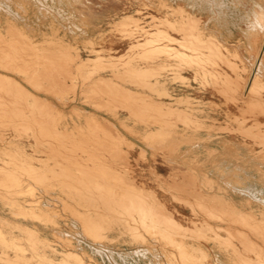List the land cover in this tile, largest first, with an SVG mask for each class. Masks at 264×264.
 <instances>
[{"label":"bare ground","instance_id":"obj_1","mask_svg":"<svg viewBox=\"0 0 264 264\" xmlns=\"http://www.w3.org/2000/svg\"><path fill=\"white\" fill-rule=\"evenodd\" d=\"M10 1H9V4L10 3L13 4V2H10ZM201 1L209 2L208 0H201ZM33 2H34V0H33ZM54 2H53V4H50V5H54ZM56 2H58V1H56ZM132 2H134V1H132ZM148 2L149 1H147V3ZM162 2H163V0H162ZM176 2H178V1L176 0ZM187 2H188V0H187ZM60 3H62V1ZM221 3H220V6L222 5ZM229 3H231V2H229ZM2 4H3V2H2ZM6 4H7V2H6ZM6 4L5 5L3 4V5L6 6ZM76 4H77V2H76ZM214 4L215 3H213V5ZM232 4H233V2H232ZM36 5H34V6H36ZM69 5H71V4H69ZM72 5H74V3ZM103 5H104V3H103ZM110 5H111V3H110ZM139 5H140V3H139ZM209 5L211 6L212 4H209ZM223 5H225V4H223ZM253 5H254V9L251 12H249V13H251V16H250V20L248 22L249 25L247 26V29L245 31V37H246V41H247V47L250 50V52H253V51L257 52L258 47L261 48L260 47V41L262 44V40H260V39H262V38L264 39V0L255 2V4L253 3ZM21 6L22 5L19 6L20 8L17 7L18 9H16V8H14V9H16V11L17 10L20 11ZM58 6H59V3H58ZM82 6H84V5H82ZM217 6H219V4ZM24 7L26 8V6H24ZM47 7H49V6H47ZM186 7H187V5H186ZM40 8H43V7L40 6ZM50 8L52 9V6ZM50 8H49V10H50ZM119 8H121V7H119ZM182 8H184V7H182ZM182 8L178 7L176 9H172L171 10L172 14L176 15L178 18L174 19V20H172V19L168 20L167 18L166 19L163 18V20L159 21V25H158L157 29H156V26L154 25L156 23L153 24V22H152V24L155 26V27H152V29L154 28V30L155 29L156 30L153 32H150V33H147V31H144V29H142L140 22H139V18L137 17V14H138L137 11H135L136 13L133 15L127 14V16H124V17L121 16L122 17L121 19H119L120 18L119 17L118 18L119 20H117V22L114 24V27L113 26L112 27L115 28L116 32H118L120 34V38L119 37L118 38L120 39L119 41H121V43L124 42L125 40L126 41L129 40L130 42H128L129 46H128L127 51L124 54L121 53L122 55H120L118 57H112V56H106L105 57L104 55L101 54V52H102L101 50L94 51L93 49H91V52L94 53L93 57L82 59L78 54H74L71 51V49L68 47V44H67V46H65L64 42L62 43L61 40H60L61 43H59V44L55 42L56 44L59 45V46L56 45V46H58L57 48L54 46V44H52V47H49L46 49L43 48L44 50L41 49L39 51V50H36L34 48L32 42H30L31 38L29 40V38H28L29 36L28 37L26 36L27 34L26 35L22 34V32H20L16 27H14L12 25H9V24L7 25V30H4V31H6L5 34H1V32H0V67L2 66L3 69H6L5 70L6 72H7V70H10L14 73L16 72L17 75L21 74L23 76V78L19 77V76H18V78H20V79L25 78V81L27 80L28 83L30 84V86H32L34 88L33 91L36 90L37 92L42 91L44 93L52 94L53 96H56L57 100L60 102H63V101L65 102V100L68 96L69 97L72 96L75 99L74 96L76 94L77 86L81 85V87H80L81 91H79L80 92L79 94H81L84 97V101L86 102L85 104L88 103V104L92 105V107L90 106L91 108H95L98 111L100 110L102 112H105L109 115V117L114 119L113 120L114 122H111V118H104V117L96 118L95 116H93L91 114L85 115V126L86 127L84 129H81V127H79L80 129H77V131L74 133L73 131L76 129V127L74 126L75 129H73L72 131H69L65 128V126L62 122L61 114L58 113V110H56L52 104L47 103L48 100H45L46 98L44 99L45 101H43V99L37 97L38 96V95H36L37 93L34 95L33 93H31L32 91L30 92L26 89L27 87L24 88L22 85L19 84V82L17 83L14 79H11L12 77L10 78V77H7L5 75H1V73H0V144L2 145L1 150H4L2 152L0 151V165H2L0 167V202H2L3 205H8L9 206L8 208H10V206L13 204L19 206L20 204L17 203L16 200L12 199L13 197H10L11 196L10 194H12V195L15 194L13 196L18 197V195H20V193L23 194V192H24L23 187H27V192L31 193V195H29V196H31V200H29L30 211L28 210V214L24 213L27 210H25L24 212L21 210L20 211L19 210L13 211L11 213L12 216H14L13 220H14V218H16V216H20V218H23V220L28 219L31 222H38L39 221L43 224H46V226L48 224L55 226L50 231L52 233L54 240H55L54 241L55 243H53V244L54 245L55 244L61 245L64 248V249L61 248V249H63L64 253L61 255V258H60L58 264H86V263L83 260V258H84L83 256H82L83 257L82 258L81 255H78V253L76 254L74 251L72 252L71 250H69V248L71 249V245H70L71 240L69 239L70 240L69 241L67 239L68 234L66 235L63 232L56 230V225H57L56 224V218H57L58 214L55 211L56 209L54 207L57 206L56 205L57 202H52L50 200H46L45 198H42L39 196L35 197V195L32 194L33 190L36 187L37 188H39V186L41 187L40 184H42V185H43V183L45 184L48 178H50L51 180H52V178H54L53 180L58 182V184H59L58 186L60 188H64V189L74 193L73 195L76 198L75 202L78 204V206L80 205L79 207L82 206V207L86 208L85 211L81 210L83 212L76 211L75 210L76 207L74 209L72 208L73 210L69 209L68 213L74 215V216H70L71 218L69 220L71 221L72 226L77 227L76 223L79 224L80 225L79 227L81 228V229L80 228L79 229L81 231H78V232L83 233L86 237H90V239H93L95 242L96 241L97 242L99 241V243L103 242L106 239V236H105V234H107L106 232L109 230L112 231L111 229L113 228V225H119L122 227V229H124V231L126 230L128 232V235H130L131 240L134 241L135 244H136V242L143 243L144 239H145V235H147L153 239H158L167 245L168 244L169 245L175 244L176 246L178 245L177 247H179V248H176V249L180 250V256H181L180 257V264H205L204 259L206 258V253L203 252L201 249H198V251L200 253L198 256L195 257V256H193L194 253L190 254V253L184 251L180 242L175 243V240H177L179 237H183L185 239V236L187 235L186 233L189 232L191 229L189 231L186 230V228L184 229L177 222V220H175L173 218L171 212H169L166 209L165 205L161 201H159V199L154 195L153 192H151L150 190L147 191V190L143 189L142 187H139L129 177V174H130L129 150L132 149V147L134 145L132 142L128 141L126 134L132 135V136H138V135H140L139 131L141 129H143V130H145L146 133L144 136L143 135H140V136H141V140H143L146 143V145H148L146 147L147 148L149 147L151 150H154V151H159L161 149L168 150L169 151V152L167 151L168 154H170L172 151H174L176 149H178V150L180 149V151H181V146L186 145L185 150H183V152L180 154L181 157L193 155L192 154L193 150H195L196 148H198V150H199L200 148L204 147V145H203V147H201L202 145L200 142L202 140L200 139V137L198 135L199 130L202 128L201 123L203 124V122L202 121L200 122L198 118L194 117L192 115V113H189V111H187L186 109L181 110L179 108L180 104L186 105V100L177 99L175 102V105L164 104L163 102H158V101L152 99L151 97L144 95L142 92L143 89H147V90H150L153 92L156 91L159 95L164 96V98H165V96L166 97L170 96L171 92L166 88L165 84L162 83L160 81V78H159V76H162L161 75L162 72L167 68V66H169L165 59L172 58L174 60V63H172V65L174 66L173 67L174 73H178V71H181V69L184 66V67L193 69V71L195 73V75H194L195 77H196V75H201V77L203 79H204V77L209 78L211 80V82L213 83V85L216 86V88H218V92H220V94H222L225 97V101L232 102V103L238 101V97L241 98V92L242 91H243L242 94L246 95V93L247 94L249 93V94H251V96H253V98L257 97L259 91H261V90L264 91V83L261 81L264 78L261 76L262 78L259 79V77H260L259 75L254 76L250 85L247 84V81L244 80L241 76H239L240 74L239 75L236 74L237 69H238L236 63L232 62L222 52L221 43H219L217 40H215L214 37H212V36L204 35V28L201 26V20H200L201 18L199 19V18L195 17L196 15L192 16V15H189L188 13L186 14ZM189 8H190V6H189ZM201 8H202V6H201ZM3 9H1V10H3ZM7 9H8V6H7ZM10 9H11V7H10ZM53 9H52V11H53ZM124 9H126V8H124ZM212 9H213V7H212ZM218 9H220V8H218ZM222 9H224V8H222ZM227 9H229V7ZM1 10H0V12H1ZM88 11H90V10H88ZM5 12H6V10H5ZM24 12H25V9H24ZM24 12H23V14H25ZM27 12H26V14H27ZM133 12H134V10H133ZM216 12H218V11H216ZM219 12H220V10H219ZM46 13H48V12H46ZM42 14H40V15H42ZM122 14H124V13H122ZM48 15L50 18L51 17L50 14H47L46 16L48 17ZM116 16H117V14H116ZM118 16H120V15H118ZM146 16H148V15H146ZM163 16H165V14ZM17 17L18 16H16V18ZM44 17H45V15H44ZM52 17H53V15H52ZM58 17H60V16H58ZM67 17H69V16H67ZM83 17H85V16H83ZM14 18H15V16H14ZM41 18H43V17L41 16ZM62 18L63 17H61V19ZM70 18H71V16H70ZM230 18H232V17H230ZM74 19H76V18L74 17ZM141 19L143 20V18H141ZM209 19L210 18H208V20ZM26 20L28 21V19H25V21ZM153 20H154V18H153ZM213 20H214V18H213ZM21 21H23V19ZM38 21H39V19H38ZM210 21H211V19H210ZM66 22L68 23L69 21L66 20ZM75 22H76V20H75ZM102 22L104 23V21H102ZM108 22H110V21H108ZM209 22H207V23H209ZM215 22H216V20H215ZM16 23H18V22H16ZM77 23H78V21H77ZM77 23H75V24H77ZM204 24H206V23H204ZM224 24H226V23H224ZM67 26H69V25H67ZM72 26L73 25L71 24V27ZM76 26H78V24L75 25V27ZM30 27L28 26L29 29H30ZM42 27H44V26H42ZM89 27H92V26H89ZM148 27H149L148 29H150V26H148ZM217 27L218 26H216V28ZM53 28L56 29L55 27H53ZM81 28H82V26H81ZM81 28L78 27V30L82 31L84 29V27L82 30H81ZM54 29H52L51 31H53ZM69 29L67 32H70L72 30L71 29L69 31ZM73 29H75V28H73ZM85 29L86 30L88 29V28H86V25H85ZM219 29H221V28H219ZM54 31H56V30H54ZM208 31H210V30H208ZM214 31H215V29H214ZM82 32H84V30ZM111 32L112 31H110V33ZM141 32H145L148 34L147 35L148 37L146 36L147 38L145 40H143L144 41L143 43L139 42V40H138V38H140L139 36H140ZM170 32H175V33L179 34L180 39L172 37ZM213 32L211 34L215 35V33L213 34ZM59 33H58V35H59ZM81 34H83V33H81ZM231 34H232V32H231ZM231 34L228 33V36ZM55 35H57V34H55ZM53 36L54 35L52 34L51 37H53ZM77 36H76V38H77ZM47 37H48V35H47ZM78 37H80V36H78ZM143 37H144V35H143ZM55 38H54V40H55ZM82 39H81V41H82ZM91 39H93V38H91ZM84 40H87L89 43H91V41H89L88 39H85V37H84ZM237 40H239V39H237ZM31 41H33V40H31ZM96 41H97V38L94 41V43ZM41 42L42 41H40V44H39L40 46L42 44ZM45 42H46V44H45ZM47 43H48L47 41H44V44L46 46H47ZM91 44H93V43H91ZM175 44L177 47L172 46ZM238 44H240V43H238ZM241 45H244V44H241ZM237 47H240V45H238ZM226 49H227V47H226ZM226 49H225V51H226ZM77 51H79V50H77ZM234 51L231 54L232 57L233 58L235 57V58H237V60H239L240 57L239 58L237 57L239 54L236 55L237 51L235 53H234ZM260 51H261V49L258 51L257 56L255 55L256 56L255 61H254L255 66H258V64L260 66L259 62L260 61L262 62L264 60V54L260 58V55H261ZM159 58H161L160 59L161 62L159 64L156 63L157 65L154 64L155 66L150 65V61H155L156 59L159 60ZM235 58H234V60H235ZM142 61L147 63V65L145 67L140 66V63H142ZM168 63H170V62H168ZM219 63H224L225 65H227L231 69V72L236 74L235 79H231L230 76L228 75L229 76L228 77L226 73H225L226 74L225 75V74L218 72L219 70L218 71L215 70L216 69L215 67ZM241 63H243V61H241ZM246 66L247 65H245V67ZM86 68H90L91 70H87ZM253 68H254V66H253ZM101 70L102 71L109 70L111 77H109L110 75H108V76L106 75L107 78L106 77H104V78L103 77H97L96 76V74H98L97 72L101 71ZM109 71H108V73H109ZM165 75L166 74H164V76ZM179 75H177V77H180ZM174 76H176V75H174ZM13 78H15V76ZM177 79H176V81H177ZM180 80H183V79L181 78ZM194 80H196V78ZM248 80H249V78H248ZM22 81H24V80H21V82ZM188 82H190V80ZM205 84H206V82H205ZM206 85H208V84H206ZM195 86H197V85H195ZM202 87H203V85H202ZM241 89H242V91H241ZM185 91H186V89H185ZM73 98H72V101H74ZM242 98H243V96H242ZM196 101H198V100L196 99ZM204 102H206V101H204ZM244 103L246 105V108L242 110V115L244 116V118L241 119V121H240V119H239V121H237L239 124V129H240L239 134H242L245 137H249V138L251 137L256 143L260 144V146H263V151H264V130H260V129H262L260 123L256 122L251 127L242 128L243 124L245 123V115L251 114L253 117H256L257 115H264V102L259 100L258 98H254L250 101L245 100ZM65 104H69V103H65ZM189 104L191 105V103H189ZM63 106H64V104H63ZM190 107H192V106H190ZM78 112L76 111L75 113L78 114ZM124 114L126 117H122V116H124ZM68 116H70V115H68ZM75 116H76V114H75ZM105 116H107V115H105ZM63 118H65V117L63 116ZM74 119H76V118H74ZM64 120H66V118ZM234 120H235V118H234ZM219 123H221V122H219ZM74 125H76V124L74 123ZM151 126H155V129L154 130L152 129L149 131L148 129ZM219 129L221 130V128H219ZM222 130H223V127H222ZM236 130H238V129L236 128ZM229 131H231V130L228 129V132ZM232 131H234V130H232ZM124 132H125V134H124ZM226 134H228V133H226ZM239 137H241V136H239ZM29 138H31L34 142V146L33 147L31 146L29 148H31V150L33 148V153L35 152L34 154H37V152H39L40 155H41V153H46L45 154L46 155L45 160H42L43 158H40V156H34V155L27 156L25 154L23 146H25V143L28 141ZM29 145H31V144H29ZM139 150H140V148H139ZM218 150H216V151L218 152ZM147 151H149V149ZM27 152H29V151H27ZM30 152H29V154H32ZM162 152H164V151H162ZM137 153H136V156H138ZM143 153L144 152L141 151L139 156L146 159L145 157L147 156V153H146V156H144ZM213 153H214V151H213ZM226 153H228V150ZM171 155H173V154H171ZM151 156H153V155H151ZM263 156H264V154H263ZM161 157H163V156H161ZM230 157H232V156H230ZM239 157L241 158V156H239ZM6 158H8V159H6ZM192 158L194 159V157H192ZM219 158H220V156H219ZM33 159L37 160L38 162L41 161L39 163L42 164V167L36 168V167H34V165L32 166L31 160H33ZM204 159H206V157ZM169 160H171V159H169ZM178 160H181V159H178ZM233 160L234 159H232V161ZM46 161H52L51 163H53V165L52 166L49 165L48 162H46ZM223 161H227V160H223ZM229 161H231V159ZM137 162H138V160H137ZM162 162H164V161H162ZM200 162H201V160H200ZM208 162H209V160H208ZM206 163H207V161H206ZM241 163H243V162H241ZM217 164H219V163H217ZM137 165H135V166H137ZM247 165H249V164H247ZM254 165H256V164H254ZM194 166L197 167V164H195ZM198 169H199V167H198ZM233 169H234V167H233ZM225 170H227V169H225ZM246 170H248V169H246ZM254 170H256V169H254ZM212 172H213V170H212ZM223 172L224 171H222V173ZM152 173H154V172L152 171ZM152 173L150 172V174H152ZM198 173H200V172H198ZM248 173H251V171ZM183 174H184V172H183ZM214 174H215V172H214ZM196 175H197V173L194 175L191 172L187 171L184 175H181L182 176L181 179H179V178L176 179L175 177L179 176L176 174L173 178L170 177L172 179L171 180L172 183L168 184L166 187V190L171 193L170 197L171 198L173 197L172 201L175 200V202H177V201L181 202L184 205L189 206L193 210V213L198 211L197 213L201 212L204 215L203 224L200 227H196L193 231H190V235H193L195 237H199V236L202 237V235L206 234V232L211 233L212 235L210 238H212V240L219 242V245H221V247H223V249H222L223 253H225V254L228 253L230 255V257H231L230 258L231 259L230 264H264V211L260 212L261 217L258 218L257 216H255L251 213H246V212L238 210L236 207L228 204L226 201H224L222 199L207 197L206 195L203 194L202 189L203 188H209V190H210V184H209L210 180L206 179L207 176H206V178L205 177L203 178L202 174L199 177H196ZM159 177H161V176H159ZM252 178H254V177H252ZM156 179H159V178H156ZM31 181H34L33 183H36V184H34V185L30 184ZM165 181L163 180L164 183H165ZM57 182L54 184L57 185ZM161 182H162V180H161ZM219 182H221V181H219ZM228 185L230 186V184H228ZM52 186H50V187L48 186V188H52ZM220 186H222V185L220 184ZM254 187L255 186H253V188ZM230 188H231V186H230ZM233 188H234L235 192L243 193L242 195H250L253 202H256L258 204H260V203L264 204V200H262L258 197V194L260 193V189L256 188L253 191H250V190H247L244 188L239 189L237 185H235V187L232 186V189ZM54 189L55 188H52V190H54ZM43 190H44V188H43ZM43 190H41V192ZM52 190L50 189V191H52ZM59 190L62 191V189H59ZM45 191H46V188H45ZM45 191H44V193H45ZM61 191H58V192H61ZM162 191H164V190H162ZM25 192H26V190H25ZM46 194L48 195L50 193H46ZM63 194H67V193L63 192ZM63 194H62V196H64ZM25 195H27V193H25ZM25 195L23 194V196H25ZM51 195H53V194H51ZM32 196H34L33 199H32ZM17 197H16V199H18ZM68 197H69V195H68ZM68 197H66V200ZM74 197L70 195V197H69L70 202H71V198L74 199ZM25 198H27V197H25ZM62 198L60 197V199H62ZM20 199H22V198H20ZM58 199H59V197L57 198V200ZM63 199L65 200V198H63ZM69 199H68V201H69ZM59 200H58L59 204L65 205V203L62 202L63 200L61 201L62 203ZM75 202L73 201V203H75ZM68 205H70V204H68ZM72 205H70V206H72ZM6 208H7V206H6ZM10 209H12V208H10ZM62 209L63 208H61V210ZM175 209H173V210H175ZM57 210H59V209H57ZM66 210H68V209H66ZM78 210H79V208H78ZM0 213H2V211ZM8 214H10V213L8 212ZM199 215H200V213H199ZM4 217H5V215H4ZM10 218L11 217H9V220H10ZM17 219H18V217H17ZM211 220L224 222L226 224V226L222 227V228H214L211 225V223H209ZM14 221H13V225H16L18 227V229L20 230V232L22 233V234L21 233L20 234L26 240L32 255L38 256L43 261L46 260L45 261L46 264H56L52 260H50L49 258H48L49 259L48 260L45 257V253L43 252L42 249L51 248L50 243L47 241V239L42 238L43 236H41L39 234L37 228L35 226L30 227V225L28 226L24 222L22 223V221L18 222V223H17V221H15V222ZM4 222H5V218H4ZM4 222H2V223H4ZM193 222H194V220H193ZM7 223L11 224V222H8V220H7ZM7 223L5 225L8 226ZM190 224H192V223H190ZM0 226H1V224H0ZM11 226H12V224L10 225V227ZM16 226H15V228L17 230ZM236 227H237V230L235 229ZM218 230H221V231L224 230V232H226V236L221 238L218 234V232H219ZM63 231H65V230H63ZM113 232H115V231H113ZM6 234H7V232H6ZM12 235H14V234H12ZM42 235H46V233L42 234ZM84 235H83V237H84ZM3 237H5V236H3ZM3 237L0 233V241L2 244L3 243L5 244ZM75 237H77V236L75 235ZM86 237H84V239ZM119 237H120V235H119ZM17 238H18V236H17ZM70 238H72V236ZM153 239H151V240H153ZM198 239H200V238H198ZM204 239L205 238L203 237V240ZM22 240L20 239V241H22ZM235 240L239 242L240 248L235 245V242H234ZM14 241H12V242H14ZM94 241H92V242H94ZM110 241H108V243H110ZM115 242L117 243V241H115ZM146 242H148V241H146ZM205 242H206V240H205ZM78 243H79V241H78ZM99 243H97V244H99ZM111 243H112V241H111ZM126 244H127V242H126ZM7 245H8V243H7ZM81 245H82V243H81ZM112 245H114V243ZM130 245L133 246L131 243H130ZM143 245H144V243H143ZM152 245H151V247H152ZM2 246H6V244L2 245ZM73 246H72V250H73ZM100 246H101V243H100ZM140 246H141V244H140ZM100 248L102 250V247H100ZM172 248H173V246H172ZM9 249H10V247H8V250ZM61 249L58 248V250L62 251ZM133 249H135V248H133ZM145 249H144V251H145ZM10 250H13V254H12L13 258L9 257V254L7 252L6 247L0 251V258H1L0 260L3 259L2 262L4 261V264H6V263L7 264H25L23 262V260L24 261L26 260V256L24 254L26 252L24 251L23 247H21L20 244H12V248ZM136 250H138V249H136ZM136 250H135V252H136ZM150 251H151V249H150ZM156 251L157 250L154 251L155 254L157 253ZM146 252H147V250L144 253H146ZM27 253H28V251H27ZM61 253L62 252H60V254ZM102 254H103V252H102ZM137 254H139V253H137ZM165 254H167V253L165 252ZM126 255H128V254H126ZM149 255H150V253H149ZM33 256H32V260H33ZM85 256H86V254H85ZM137 256L138 255H136L135 257L137 258ZM123 257H124V255H123ZM91 259H89V260H91ZM218 259H219L220 264H225V262H223L220 257H218ZM157 260H158V258H157ZM170 261L172 264H175L176 260L174 258H172V259L170 258ZM0 263H1V261H0ZM94 263H95V261H94ZM33 264H36V263H33ZM209 264H210V262H209Z\"/></svg>","mask_w":264,"mask_h":264},{"label":"rangeland","instance_id":"obj_2","mask_svg":"<svg viewBox=\"0 0 264 264\" xmlns=\"http://www.w3.org/2000/svg\"><path fill=\"white\" fill-rule=\"evenodd\" d=\"M5 1V2H4ZM10 0H0V32L1 34H5L7 30V25H12L14 27H16L20 32H22V34L26 35L29 40L31 38V41L34 48L36 50H41V49H46L49 47H52V44H54V46L57 48L59 45V43H63L64 45L67 46L71 49V51L74 54H78L82 59H86L89 57H93V54L91 52V49H93L94 51H99L101 50V54L106 56H112V57H118L120 55H122L121 53H125L128 49V42H130L129 40H125L124 42L121 43V41H119L120 39V34L118 32H116V29L113 28L114 24L117 22V20L121 19V16H127L128 15H133L135 14L137 11V17L139 18V22L140 25L142 27V29H144V31H147V33L153 32L157 29L158 25H159V21L164 19H168V20H174L177 19L178 17L176 15H173L171 10L172 9H176L178 7H184L182 8L185 13L195 16L197 18H201V26L204 28V35L207 36H212L214 37L215 40H217L219 43H221L222 47V52L232 61L235 62L238 69H237V73L236 74H240L239 76H241L244 80L247 81V84L250 85L252 79L254 76L259 75V79H261L262 77L264 78V60L260 63V66L258 64V66H255V58L257 56L258 51L261 49V55L260 58L262 57V55L264 54V39H260L262 40V44L260 41V47H258L257 52H250V50L247 47V41H246V37H245V31L247 29V26L249 25L248 22L250 20V16H251V12L254 9V5L255 2L261 1V0H208L209 2L206 1H197V0H177L178 2H176V0H162L159 2L158 0H61L62 3H60V0H56L58 2H56L55 0H52L54 2V5H50L53 4V2L50 0H33L29 1V0H11L10 2H13V4H9ZM69 1V2H68ZM77 4H76V2ZM80 1V2H79ZM134 1V2H132ZM146 1V2H145ZM147 1H149L147 3ZM166 1V2H165ZM212 3H211V2ZM223 1V2H222ZM240 1V2H239ZM6 2V6H4ZM44 2V3H43ZM67 2V3H66ZM79 2V3H78ZM82 2V3H81ZM90 2V3H89ZM143 4H142V3ZM158 2V3H157ZM172 2V3H171ZM204 2V3H203ZM222 2V3H221ZM231 2V3H229ZM233 2V4H232ZM37 5H36V4ZM42 3V4H41ZM49 3V4H48ZM59 3V6H58ZM66 3V4H65ZM74 3V5H72ZM84 3V4H83ZM102 5H101V4ZM104 3V5H103ZM106 3V4H105ZM109 3V4H108ZM111 3V5H110ZM128 5H127V4ZM140 3V5H139ZM163 3V4H162ZM181 3V4H180ZM185 3V4H184ZM201 3V4H200ZM213 3H215L213 5ZM220 3L222 4L220 6ZM227 3V4H226ZM240 3V4H239ZM25 4V5H24ZM71 4V5H69ZM88 4V5H87ZM94 4V5H93ZM115 4V5H114ZM130 4V5H129ZM133 4V5H132ZM145 4V5H144ZM162 4V5H161ZM200 4V5H199ZM208 4V5H207ZM209 4H212L211 6ZM219 4V6H217ZM225 4V5H223ZM18 5V6H17ZM21 6L20 11L16 9L20 8L19 6ZM36 5V6H34ZM44 5V6H43ZM65 5V6H64ZM68 5V6H67ZM84 5V6H82ZM122 5V6H121ZM126 5V6H125ZM137 5V6H136ZM150 7H149V6ZM187 5V7H186ZM199 5V6H198ZM8 6V9H7ZM26 6V8L24 7ZM38 6V7H37ZM43 7V8H40ZM49 6V7H47ZM52 6V9L50 8ZM86 6V7H85ZM100 6V7H99ZM135 6V7H134ZM154 6V7H153ZM169 6V7H168ZM190 6V8H189ZM194 6V7H193ZM202 6V8H201ZM217 6V7H216ZM236 6V7H235ZM11 7V9H10ZM18 7V8H17ZM24 7V8H23ZM34 7V8H33ZM59 7V8H58ZM65 7V8H64ZM121 7V8H119ZM126 9H124V8ZM174 7V8H173ZM211 7V8H210ZM213 7V9H212ZM229 7V9H227ZM234 7V8H233ZM16 8V9H14ZM50 8V10H49ZM71 8V9H70ZM119 8V9H118ZM132 8V9H131ZM215 8V9H214ZM217 8V9H216ZM220 8V9H218ZM224 8V9H222ZM25 9V12H24ZM40 9V10H39ZM56 9V10H55ZM58 9V10H57ZM63 9V10H62ZM114 9V10H113ZM117 9V10H116ZM122 9V10H121ZM130 9V10H129ZM145 9V10H144ZM152 9V10H151ZM210 9V10H209ZM6 10V12H5ZM12 12H11V11ZM73 12H72V11ZM90 10V11H88ZM124 10V11H123ZM134 10V12H133ZM218 12H216V11ZM220 10V12H219ZM25 14H23V12ZM28 11V12H27ZM123 11V12H122ZM148 11V12H147ZM166 11V12H165ZM222 11V12H221ZM8 12V13H7ZM17 12V13H16ZM27 12V14H26ZM48 12V13H46ZM109 12V13H108ZM195 12V13H194ZM211 12V13H210ZM13 13V14H12ZM43 13V14H42ZM56 13V14H55ZM64 13V14H63ZM71 13V14H70ZM124 13V14H122ZM131 13V14H130ZM147 13V14H146ZM191 13V14H190ZM223 13V14H222ZM225 13V14H224ZM239 13V14H238ZM12 14V15H11ZM42 14V15H40ZM47 14H50V18L49 15L48 17L46 16ZM61 14V15H60ZM75 16H74V15ZM117 14V16H116ZM165 14V16H163ZM172 14V15H171ZM45 15V17H44ZM53 15V17H52ZM56 15V16H55ZM103 15V16H102ZM120 15V16H118ZM148 15V16H146ZM151 15V16H150ZM201 15V16H200ZM226 17H225V16ZM15 16V18H14ZM16 16H18L16 18ZM41 16L43 18H41ZM60 16V17H58ZM69 16V17H67ZM71 16V18H70ZM85 16V17H83ZM140 16V17H139ZM156 16V17H155ZM173 16V17H172ZM61 17H63L61 19ZM66 17V18H65ZM73 17V18H72ZM74 17L76 19H74ZM97 19H96V18ZM101 17V18H100ZM110 17V18H109ZM117 17V18H116ZM120 17V18H119ZM161 17V18H160ZM221 19H220V18ZM232 17V18H230ZM52 18V19H51ZM69 18V19H68ZM99 18V19H98ZM115 18V19H114ZM119 18V19H118ZM143 18V20L141 19ZM154 18V20H153ZM208 18L210 19L208 20ZM214 18V20H213ZM243 18V19H242ZM11 19V20H10ZM15 21H14V20ZM23 19V21H21ZM25 19H28V21ZM31 19V20H30ZM37 19V20H36ZM39 19V21H38ZM55 19V20H54ZM69 21L68 23L66 22V20ZM105 19V20H104ZM108 19V20H107ZM146 19V20H145ZM156 19V20H155ZM248 19V20H247ZM5 20V21H4ZM19 20V21H18ZM36 20V21H35ZM53 20V21H52ZM65 20V21H64ZM76 20V22H75ZM208 20V21H207ZM216 20V22H215ZM12 21V22H11ZM34 21V22H33ZM38 21V22H37ZM43 21V22H42ZM53 23H52V22ZM56 21V22H55ZM58 21V22H57ZM73 23H72V22ZM78 21V23H77ZM82 21V22H81ZM104 21V23L102 22ZM110 21V22H108ZM144 21V22H143ZM150 21V22H149ZM209 23H207V22ZM228 23H227V22ZM18 22V23H16ZM20 22V23H19ZM23 22V23H22ZM60 22V23H59ZM65 22V23H64ZM78 24V26L75 27V23ZM88 22V23H87ZM101 22V23H100ZM112 22V23H111ZM146 22V23H145ZM156 26V29L154 30V28L152 29V27H155L153 24ZM226 24H224V23ZM3 23V24H2ZM37 23V24H36ZM73 25L72 27L75 28L73 29L71 27V24ZM81 23V24H80ZM86 28H88L87 30L85 29V25ZM103 23V24H102ZM108 23V24H107ZM112 25H111V24ZM145 23V24H144ZM206 23V24H204ZM35 24V25H34ZM54 24V25H53ZM62 26H61V25ZM69 26H67V25ZM150 24V25H149ZM152 24V25H151ZM3 25V26H2ZM37 25V26H36ZM84 25V26H83ZM221 25V26H220ZM225 25V26H224ZM227 25V26H226ZM28 26L30 27V29L28 28ZM44 26V27H42ZM82 26V28H81ZM92 26V27H89ZM103 26V27H102ZM113 26V27H112ZM150 26V29H148ZM216 26H218L216 28ZM54 29L53 27H55L56 31H51L52 29ZM67 27V28H66ZM70 29H69V28ZM78 27L81 28V30L84 27V32L79 31ZM112 27V28H111ZM211 27V28H210ZM34 30H33V29ZM41 28V29H40ZM146 28V29H145ZM221 28V29H219ZM2 29V30H1ZM22 29V30H21ZM43 29V30H42ZM67 29V30H66ZM69 29L70 32H67ZM215 31L213 32L212 30ZM217 29V30H216ZM26 30V31H25ZM28 30V31H27ZM31 30V31H30ZM34 32H33V31ZM86 30V31H85ZM210 30V31H208ZM228 32H227V31ZM30 31V32H29ZM36 31V32H35ZM110 31H112L110 33ZM213 32V34L215 33V35H212L211 33ZM32 32V33H31ZM42 32V33H41ZM60 32V33H59ZM80 32V33H79ZM89 32V33H88ZM225 32V33H224ZM232 32V34H231ZM46 33L48 35L44 34ZM57 35H55V34ZM59 33V35H58ZM70 33V34H69ZM75 33V34H74ZM83 33V34H81ZM87 33V34H86ZM145 32H141L140 33V38H138L139 42L143 43L148 36V34ZM210 33V34H209ZM228 33L231 34L228 36ZM54 35L53 37H51V35ZM73 36H72V35ZM80 36V37H78ZM146 34V35H145ZM172 37H175L177 39H180V35L175 33V32H170ZM87 35V36H86ZM144 35V37H143ZM45 36V37H44ZM70 36V37H69ZM77 36V38H76ZM82 36V37H81ZM107 36V37H106ZM147 36V37H146ZM219 36V37H218ZM51 37V38H50ZM59 37V38H58ZM67 37V38H66ZM91 41V43H89L87 40ZM117 37V38H116ZM119 37V38H118ZM143 37V38H142ZM221 37V38H220ZM48 38V39H47ZM72 38V39H71ZM83 38V39H82ZM93 38V39H91ZM97 41L94 43V41ZM113 38V39H112ZM219 38V39H218ZM225 38V39H224ZM47 39V40H46ZM58 39V40H57ZM77 39V40H76ZM82 39V41H81ZM91 39V40H90ZM239 39V40H237ZM38 42H37V41ZM57 40V41H56ZM61 40V42H60ZM67 40V41H66ZM115 40V41H114ZM40 41H42L41 46ZM44 41H47V46L44 44ZM51 41V42H50ZM54 43H53V42ZM87 41V42H86ZM34 42V43H33ZM36 42V43H35ZM58 44H56V43ZM107 42V43H106ZM113 42V43H112ZM223 42V43H222ZM240 43V44H238ZM38 44V45H37ZM91 44V45H90ZM104 44V45H103ZM244 44V45H241ZM58 45V46H56ZM227 45V46H226ZM238 45H240V47H237ZM262 45V46H261ZM78 46V47H77ZM82 46V47H81ZM90 46V47H89ZM173 47H177L176 44L172 45ZM245 46V47H244ZM227 47V49H226ZM74 48V49H73ZM78 48V49H77ZM100 48V49H99ZM126 48V49H125ZM232 48V49H231ZM43 49V50H44ZM224 49V50H223ZM226 49V51H225ZM247 51H246V50ZM79 50V51H77ZM235 50V51H234ZM119 51V52H118ZM236 52V55H238L237 57L240 59L237 60V58L232 57V53ZM99 52V53H100ZM115 52V53H114ZM118 52V53H117ZM250 52V53H249ZM230 55H229V54ZM117 55V56H116ZM256 55V56H255ZM165 58V57H164ZM163 58V59H164ZM161 58H159L160 60ZM155 60V61H150V65L155 66L157 64H159L161 62V60ZM167 64L169 66H167V68L162 72V76H159L160 81L162 83L165 84L166 88L171 92L170 96H162L159 95L156 91H150L147 89H143L142 92L144 95H147L149 97H151L152 99L158 101V102H163L164 104H170V105H175V102L177 99H184L186 100V105L184 104H180L179 108L181 110L186 109L187 111H189V113H192V115L196 118L199 119V121L203 122V124L201 123L202 128L199 130L198 135L200 137V139L202 140L201 143V147L198 150V148H196L195 150L192 151L193 155L190 156H186V157H181L180 154L183 152V150H185L186 145L181 146V151L180 149H176L174 151H172L170 154H168V150H164L161 149L159 151H154L151 150L149 147L147 148L146 143L141 140V136L140 135H145V130L141 129L140 135L138 136H132V135H127L128 141L133 143V147L132 149L129 150V164H130V174L129 177L131 178V180L134 181V183L136 185H138L139 187H142L143 189L147 190V191H151L154 193V195L159 199V201H161L166 209L171 212L173 218L175 220H177V222L186 230H190L193 231L196 227H200L203 222H204V215L197 212L193 213V210L187 206L184 205L181 202H175L172 201L173 197L171 198V193L169 191L166 190V187L168 184L172 183V179L176 174L179 175L178 177L176 176V179H181V175H184L187 171L191 172L192 174H196V177H199L201 174L203 176V178L207 176L206 179L210 180L209 184H210V190L209 188H203L202 192L204 195H206L209 198H218V199H222L224 201H226L228 204L236 207L238 210L246 212V213H251L255 216H257L258 218L261 217L260 212L264 211V204L262 205L261 203L258 204L256 202H253V200L251 199L250 195H242L243 193H239V192H235L234 188L232 189V186L235 187V185L238 186L239 189H247L250 191H253L254 189H260V193L258 194V197L262 200H264V151H263V146H260V144L256 143L251 137H245L242 134H239V124L237 121H241V119L244 118V116L242 115V110L246 108V105L244 103V101H250L254 98H258L259 100L264 102V91L261 90L259 91L257 97L251 96V94H242V89H241V98L238 97V101L232 103V102H227L225 101V97L220 94V92H218V88H216V86L213 85V83L211 82V80L209 78H205L204 79L201 77V75H196V77L194 76L195 73L193 71V69L191 68H187L184 67L181 69V71H178V73H174L173 71V65L172 63H174V60L172 58L169 59H165ZM241 61H243V63H241ZM170 62V63H168ZM157 63V64H156ZM155 64V65H154ZM147 65L146 62L140 63L141 67H145ZM149 65V64H148ZM245 65H247L245 67ZM220 68H219V67ZM244 68H243V67ZM254 66V68H253ZM169 67V68H168ZM0 73L1 75H5L7 77H12L11 79H14L17 83L19 82L20 85H22L24 88H26L28 91H32L31 93H33L34 95H38V98L43 99V101L48 100L47 103H50L54 106V108L56 110H58V113L61 114L62 117V122L65 126V128L69 131H72L73 129H76L73 131L74 133L77 131V129H80L79 127H81V129H84L85 126V115H93L96 118H111L109 117V115L105 112L102 111H98L95 108H91L92 105L90 104H85L86 102L84 101V97L79 94L81 91V85L77 86V90H76V94H75V99L71 96V97H67L65 102H60L57 100L56 96H53L52 94L49 93H44V92H37L36 90L33 91V87L30 86V84L28 83V81H25V78H23V76L21 74L17 75V73L12 72L10 70H7V72L5 71L6 69H3L2 66L0 67ZM171 68V69H170ZM215 70H219L218 72L222 73V74H227V76L229 75L231 79H235L236 74L231 72V69L225 65L224 63H219L216 67ZM259 68V69H258ZM4 71H3V70ZM87 70H91L90 68H86ZM258 69V70H257ZM241 70V71H240ZM243 70V71H242ZM260 70V71H259ZM109 70H104V71H98L96 74L97 77H106L108 75H110V71L108 73ZM183 71V72H182ZM258 71V72H257ZM10 72V73H9ZM12 72V73H11ZM180 72V73H179ZM243 72V73H242ZM104 73V74H103ZM7 74V75H6ZM13 74V75H12ZM102 74V75H101ZM164 74H166L164 76ZM180 74V75H179ZM182 74V75H181ZM225 74V75H226ZM99 75V76H98ZM107 75V76H106ZM176 75V76H174ZM177 75H179L180 77H177ZM15 76V78H13ZM22 77L21 79L18 78ZM189 76V77H188ZM228 76V77H229ZM262 76V77H261ZM111 77V75L109 76ZM176 77V78H175ZM17 78V79H16ZM178 78V79H177ZM183 80H180V79ZM190 82H188L189 80ZM196 78V80H194ZM249 78V80H248ZM175 79V80H174ZM177 79V81H176ZM186 79V80H185ZM21 80H24L21 82ZM198 80V81H197ZM204 80V81H203ZM182 81V82H181ZM264 83V79L261 80ZM27 82V83H26ZM197 82V83H196ZM208 84L206 85L205 84ZM176 83V84H175ZM200 83V84H199ZM189 84V85H188ZM28 85V86H27ZM183 85V86H182ZM197 85V86H195ZM203 85V87H202ZM205 86V87H204ZM30 89V90H29ZM186 89V91H185ZM78 91V92H77ZM150 91V92H149ZM178 91V92H177ZM35 92V93H34ZM186 92V93H185ZM42 94V95H41ZM49 94V95H48ZM185 94V95H184ZM260 94V95H259ZM47 95V96H46ZM198 95V96H197ZM203 95V96H202ZM159 96V97H158ZM191 96V97H190ZM243 96V98H242ZM262 96V97H261ZM182 97V98H181ZM46 98V99H45ZM72 98L74 101H72ZM77 98V99H76ZM170 98V99H169ZM189 98V99H188ZM262 98V99H261ZM45 99V100H44ZM196 99L198 101H196ZM82 100V101H81ZM200 100V101H199ZM203 101V102H202ZM206 101V102H204ZM208 101V102H207ZM210 101V102H209ZM59 102V103H58ZM81 102V103H80ZM65 103H69V104H65ZM75 105H74V104ZM80 105H79V104ZM83 103V104H82ZM191 103V105L189 104ZM198 103V104H197ZM58 104V105H57ZM64 104V106H63ZM73 106H72V105ZM197 104V105H196ZM57 105V106H56ZM57 108H56V107ZM72 106V107H71ZM91 106V107H90ZM192 106V107H190ZM183 107V108H182ZM188 109H187V108ZM203 107V108H202ZM60 108V109H59ZM71 108V109H70ZM82 109V110H81ZM69 110V111H68ZM73 110V111H72ZM78 112L75 113V112ZM94 111V112H93ZM206 111V112H205ZM84 112V113H83ZM86 112V113H85ZM102 112V113H101ZM199 114H198V113ZM76 116H75V114ZM96 113V114H95ZM99 113V114H98ZM70 115V116H68ZM78 115V116H77ZM107 115V116H105ZM63 116L66 118V120H64L65 118H63ZM229 116V117H228ZM78 117V118H77ZM122 117H126L125 114ZM228 117V118H227ZM76 118V119H74ZM235 118V120H234ZM247 118V119H246ZM251 118V119H250ZM72 119V120H71ZM80 119V120H79ZM250 119V120H249ZM78 120V121H77ZM114 119L111 118V122ZM73 121V122H72ZM75 121V122H74ZM221 122V123H219ZM228 122V123H227ZM260 123L261 128L260 130H264V115H257L256 117H253L251 114H247L245 115V123L243 124L242 128H248L254 125V123ZM74 123L76 125H74ZM79 123V124H78ZM251 123V124H250ZM221 124V125H220ZM223 124V125H222ZM68 125V126H67ZM75 126V127H74ZM220 126V127H219ZM227 128H226V127ZM74 127V128H73ZM217 127V128H216ZM223 127V130H222ZM226 129H225V128ZM204 128V129H203ZM221 128V130L219 129ZM236 128L238 130H236ZM154 130L155 126H151L148 130ZM219 129V130H218ZM228 129L231 130L228 132ZM234 130V131H232ZM228 133V134H226ZM125 134V132H124ZM208 134V135H207ZM220 136H219V135ZM210 135V136H209ZM238 135V136H237ZM241 136V137H239ZM238 137V138H237ZM133 139V140H132ZM204 139V140H203ZM239 139V140H238ZM208 140V141H207ZM30 141V142H29ZM32 141V142H31ZM135 141V142H134ZM224 141V142H223ZM203 142V143H202ZM253 142V143H252ZM248 143V144H247ZM31 144V145H29ZM258 144V145H257ZM136 145V146H135ZM238 147H237V146ZM33 147L34 146V142L31 138L28 139V141L25 143L24 147V152L27 156H40V158H43L42 160L46 159V153H40L37 152V154L33 153V148L31 150V148L29 147ZM0 151H4L1 150L2 149V145L0 144ZM135 147V148H134ZM216 147V148H215ZM236 147V148H235ZM244 147V148H243ZM138 148V149H137ZM142 152H144V156L146 159H144L143 157H140V150ZM143 150H142V149ZM145 148V149H144ZM137 149V150H136ZM149 149V151H147ZM215 149V150H214ZM219 149V150H218ZM221 149V150H220ZM230 149V150H229ZM218 150V152L216 151ZM228 150V153H226ZM260 150V151H259ZM27 151H31L29 154V152ZM151 151V152H150ZM161 151V152H160ZM164 151V152H162ZM167 153H166V152ZM214 151V153H213ZM226 151V152H225ZM138 152V153H137ZM156 152V153H155ZM211 152V153H210ZM221 152V153H220ZM137 155L139 156H136ZM158 153V154H157ZM213 153V154H212ZM220 153V154H219ZM223 153V154H222ZM163 154V155H162ZM165 154V155H164ZM167 154V155H166ZM173 154V155H171ZM153 155V156H151ZM216 155V156H215ZM237 155V156H236ZM149 156V157H148ZM163 156V157H161ZM220 156V158H219ZM226 156V157H225ZM232 156V157H230ZM241 156V158L239 157ZM138 157V158H137ZM168 159H167V158ZM194 157V159L192 158ZM196 157V158H195ZM206 157V159H204ZM213 157V158H212ZM229 157V158H228ZM237 159H236V158ZM192 158V159H191ZM211 158V159H210ZM222 158V159H221ZM227 158V159H226ZM244 158V159H243ZM8 159V158H6ZM141 161H140V160ZM144 159V160H143ZM155 159V160H154ZM171 159V160H169ZM181 159V160H178ZM189 159V160H188ZM231 159V161H229ZM232 159H234L232 161ZM248 159V160H247ZM253 159V160H252ZM138 160V162H137ZM169 160V161H168ZM194 162H193V161ZM199 160V161H198ZM201 160V162H200ZM209 160V162H208ZM215 160V161H214ZM223 160H227V161H223ZM245 160V161H244ZM35 161V162H34ZM35 159L31 160V164L32 166L34 165V167L39 168L42 167V164L39 163L41 161H37ZM164 161V162H162ZM175 161V162H174ZM185 161V162H184ZM198 161V162H197ZM207 161V163H206ZM253 161V162H252ZM48 162L49 165H53V163H51L52 161H46ZM137 162V163H136ZM144 162V163H143ZM184 162V163H183ZM189 162V163H188ZM197 162V163H196ZM200 162V163H199ZM214 162V163H213ZM222 162V163H221ZM234 162V163H233ZM243 162V163H241ZM245 162V163H244ZM43 163V162H42ZM193 165H192V164ZM216 163V164H215ZM219 163V164H217ZM224 163V164H223ZM227 163V164H226ZM229 163V164H228ZM138 164V165H137ZM148 164V165H147ZM164 164V165H163ZM174 164V165H173ZM195 164H197V167L194 166ZM210 164V165H209ZM215 164V165H214ZM236 164V165H235ZM244 164V165H243ZM249 164V165H247ZM256 164V165H254ZM40 165V166H39ZM137 165V166H135ZM166 165V166H165ZM201 165V166H200ZM204 165V166H203ZM219 165V166H218ZM241 165V166H240ZM254 165V166H253ZM2 165H0L1 167ZM168 166V167H167ZM173 166V167H172ZM194 168H193V167ZM218 166V167H217ZM243 166V167H242ZM252 168H251V167ZM263 166V167H262ZM139 167V168H138ZM199 167V169H198ZM217 167V168H216ZM229 167V168H228ZM234 167V169H233ZM238 167V168H237ZM250 167V168H249ZM224 168V169H223ZM241 168V169H240ZM184 169V170H183ZM186 169V170H185ZM198 169V170H197ZM227 169V170H225ZM230 169V170H229ZM236 169V170H235ZM248 169V170H246ZM256 169V170H254ZM260 169V170H259ZM151 170V171H150ZM179 170V171H178ZM183 170V171H182ZM213 170V172H212ZM234 172H233V171ZM242 170V171H241ZM254 170V171H253ZM152 171L154 173H152ZM174 171V172H173ZM182 171V172H181ZM222 171H224L222 173ZM251 173H248L250 172ZM257 171V172H256ZM150 172L152 174H150ZM181 172V173H180ZM184 172V174H183ZM200 172V173H198ZM202 172V173H201ZM215 172V174H214ZM238 172V173H237ZM241 172V173H240ZM246 174H245V173ZM170 173V174H169ZM180 173V174H179ZM205 173V174H204ZM210 173V174H209ZM217 173V174H216ZM228 173V174H227ZM249 175H248V174ZM154 174V175H153ZM156 174V175H155ZM171 175V176H170ZM220 177H219V176ZM223 175V176H222ZM245 175V176H244ZM248 175V176H247ZM154 176V177H153ZM161 176V177H159ZM169 176V177H168ZM50 177V176H49ZM138 177V178H137ZM159 179H156V178ZM168 177V178H167ZM171 177V178H170ZM219 177V178H218ZM245 177V178H244ZM254 177V178H252ZM210 178V179H209ZM234 178V179H233ZM240 178V179H239ZM249 180H248V179ZM54 178H52V180L50 178L47 179L46 183L43 185H41V187L39 186V188H35L33 190V195L45 198L46 200H50L52 202H57V206H55L54 208L56 209L55 211L57 212L58 216L56 218V230L57 231H61L63 233H65L66 235L68 234V240H71V249L69 248V250H71L72 252L74 251L76 254L78 253V255H81V257L83 258L84 262L87 264H172L170 261V258H174L175 264H180V250L176 249L179 248L177 247L175 244H165L164 242L158 240V239H153L147 235H145V239H144V245L143 243H138L131 240L130 235H128V232L124 229H122L121 226L119 225H113V228L111 229L112 231H107L105 234L106 239L101 243L99 241L95 242L93 239H90V237H86L83 233L78 232L81 231L80 229V225L76 223V226H72L71 221L69 220L71 217L70 216H74L72 214H69V209L73 210L75 207L76 211H81V210H86L85 207H79L78 204L75 202L76 198L74 197V193L64 189V188H60L58 185V182L53 180ZM157 180V181H156ZM160 180V181H159ZM162 180V182H161ZM163 180L165 181V183L163 182ZM225 180V181H224ZM59 181V180H58ZM171 181V182H170ZM221 181V182H219ZM34 181H31L30 184H36L33 183ZM48 182V183H47ZM50 182V183H49ZM57 182V185L54 184ZM169 182V183H168ZM223 182V183H222ZM226 184H225V183ZM167 183V184H166ZM163 184V185H162ZM220 184L222 186H220ZM230 184V186L228 185ZM52 186V188H55L54 190H52V188H48V186ZM158 185V186H157ZM213 185V186H212ZM263 185V186H262ZM58 186V187H57ZM162 186V187H161ZM229 186V187H228ZM253 186H255L253 188ZM57 187V188H56ZM160 187V188H159ZM23 194L25 195V193H27V195L23 196L22 193H20V195L17 196H13L15 194H10V197H13L12 199L16 200L17 203H19L20 205H11L10 208H8V205H3L2 202H0V210L2 211V213H0V224H1V228H0V233L3 236V240L6 244V246H2L5 245L4 243L2 244L0 241V251L3 248H7V252L9 254L10 258L12 257L13 254V250H10L12 248V244H20L21 247H23L24 251L26 253V260L23 262L25 264H33V263H38V264H46L45 261H43L41 258H39L38 256H33L28 244L26 242V240L23 238V236L21 235L22 233L20 232V230L18 229V227L16 225H13V221H17L22 223L24 222L25 224H27L28 226L30 225V227L35 226L39 232V234L41 236H43L42 238L47 239V241L50 243V247L52 248H46V249H42L43 252L45 253V257L50 260H52L54 263L58 264L59 260L61 258V255L64 253L63 251V247L61 245H54L53 243H55L54 238L52 236V233L50 232L52 230V228H54L55 226L48 224L46 226V224H43L41 222H31L30 220H23V218H20V216H16V218H14L12 216V212L13 211H25L24 213L28 214V210L30 211V204H29V200H31V193L29 194L27 192V187H23ZM44 188V190H43ZM46 188V191H45ZM48 188V189H47ZM50 189L52 191H50ZM59 189H62L59 190ZM213 189V190H212ZM26 190V192H25ZM38 190V191H37ZM41 190H43L41 192ZM157 190V191H156ZM164 190V191H162ZM262 190V191H261ZM45 191V193H44ZM61 191V192H58ZM160 193H159V192ZM167 191V192H166ZM35 192V193H34ZM39 192V193H38ZM67 193V194H63ZM233 192V193H232ZM46 193H50V194H46ZM156 193V194H155ZM167 193V194H166ZM39 194V195H38ZM45 194V195H44ZM53 194V195H51ZM56 194V195H55ZM61 194V195H60ZM62 194L64 196H62ZM162 194V195H161ZM234 194V195H233ZM41 195V196H40ZM55 195V196H54ZM59 195V196H58ZM67 195V196H66ZM70 195L74 197L71 198V202L69 197ZM169 195V196H168ZM22 196V197H21ZM168 196V197H167ZM16 197L18 199H16ZM27 197V198H25ZM34 196H32L33 199ZM51 197V198H50ZM54 197V198H53ZM60 197L65 198V200L62 199H58L60 202L62 201L63 203H65V205L63 204H59L57 198ZM66 197L67 200H66ZM22 198V199H20ZM29 198V199H28ZM53 198V199H52ZM69 199V201H68ZM25 200V201H24ZM56 200V201H55ZM76 203H73V201ZM23 201V202H22ZM65 201V202H64ZM171 201V202H170ZM61 202V203H62ZM70 202V203H69ZM10 203V202H9ZM171 203V204H170ZM2 204V205H1ZM25 204V205H24ZM72 206H70V205ZM64 207H63V206ZM68 205V206H67ZM75 205V206H74ZM3 206V207H2ZM7 206V208H6ZM16 206V207H15ZM62 206V207H61ZM70 206V207H69ZM78 206V207H77ZM59 207V208H58ZM15 208V209H14ZM17 208V209H16ZM22 208V209H21ZM26 208V209H25ZM29 208V209H28ZM61 208H63L61 210ZM73 208V209H72ZM79 208V210H78ZM82 208V209H81ZM175 210H173V209ZM3 209V210H2ZM59 209V210H57ZM68 209V210H66ZM178 209V210H177ZM181 209V210H180ZM65 210V211H64ZM0 211V212H1ZM67 211V212H66ZM182 211V212H181ZM8 212L10 214H8ZM83 212V211H81ZM63 213V214H62ZM68 213V214H67ZM5 215V217H4ZM197 215V216H196ZM60 216V217H59ZM191 216V217H190ZM9 217L10 220H9ZM18 217V219H17ZM187 217V218H186ZM198 217V218H197ZM4 218H5V222H11L12 226L10 227V223H7V225H5L6 223L4 222ZM59 218V219H58ZM64 218V219H63ZM75 218V217H74ZM189 218V219H188ZM63 219V220H62ZM3 220V221H2ZM194 220V222H193ZM14 221V222H15ZM26 221V222H25ZM202 221V222H201ZM4 222V223H2ZM63 222V223H62ZM192 223V224H190ZM196 223V224H195ZM201 223V224H200ZM209 223H211V225L214 228H222L225 227L226 224L224 222H219V221H210ZM223 223V224H222ZM197 225V226H196ZM217 225V226H216ZM15 226L17 227V230L15 228ZM58 226V227H57ZM71 226V227H70ZM14 227V228H13ZM4 228V229H3ZM6 228V229H5ZM10 228V229H9ZM44 228V229H43ZM78 228V229H77ZM80 228V229H79ZM121 228V229H120ZM42 229V230H41ZM72 229V230H71ZM237 230V227L235 228ZM65 230V231H63ZM75 230V231H74ZM4 231V232H3ZM16 231V232H15ZM115 231V232H113ZM190 231L187 232L185 239L183 237H179L177 240H175L176 242H180V244L183 247V250L193 254V256H198L199 255V251L198 249H201L203 252L206 253V260L204 259V263L205 264H220L219 263V259L218 257H220L222 259L223 262H225V264H230L231 262V257L228 253H223V247H221V245H219V242L212 240L211 237V233H207L203 234L202 237H195L193 235H190ZM218 234L221 238L226 236V232H224V230H218ZM7 232V234H6ZM10 232V233H9ZM15 232V233H14ZM48 232V233H47ZM110 232V233H109ZM21 233V234H20ZM46 235H42L45 234ZM114 233V234H113ZM14 234V235H12ZM17 234V235H16ZM48 234V235H47ZM8 235V236H7ZM16 235V236H15ZM75 235L77 237H75ZM86 237L84 239V237ZM111 235V236H110ZM115 235V236H114ZM118 235V236H117ZM120 235V237H119ZM123 235V236H122ZM18 236V238H17ZM52 238H51V237ZM72 236V238H70ZM81 236V237H80ZM127 236V237H126ZM20 237V238H19ZM50 237V238H49ZM113 237V238H112ZM116 239H115V238ZM203 237L205 238L203 240ZM6 240H5V239ZM49 238V239H48ZM78 238V239H77ZM84 240H83V239ZM119 238V239H118ZM181 238V239H180ZM192 238V239H191ZM200 238V239H198ZM15 241H14V240ZM20 239L22 241H20ZM74 239V240H73ZM76 239V240H75ZM80 239V240H79ZM83 241H82V240ZM147 239V240H146ZM153 239V240H151ZM69 240V241H70ZM94 242H92V241ZM112 243H111V241ZM121 240V241H120ZM124 240V241H123ZM130 240V241H129ZM156 240V241H155ZM206 240V242H205ZM7 241V242H6ZM10 241V242H9ZM14 241V242H12ZM18 241V242H17ZM79 241V243H78ZM108 241H110V243H108ZM117 241V243L115 242ZM121 243H119V242ZM148 241V242H146ZM86 242V243H85ZM127 242V244H126ZM183 244H182V243ZM235 245L237 247L240 248L239 242L238 241H234ZM8 243V245H7ZM82 243V245H81ZM88 243V244H87ZM99 243V244H97ZM114 243V245H112ZM129 243V244H128ZM130 243L133 245L131 246ZM78 244V245H77ZM110 244V245H109ZM120 246H118V245ZM141 244V246H140ZM153 244V245H152ZM216 244V245H215ZM74 245V246H73ZM76 245V246H75ZM94 245V246H93ZM138 245V246H137ZM143 245V246H142ZM147 245V246H146ZM152 245V247H151ZM166 245V246H165ZM206 245V246H205ZM61 246V247H60ZM72 246H73V250H72ZM80 248H79V247ZM130 246V247H129ZM173 246V248H172ZM176 246V247H175ZM8 247H10V249L8 250ZM82 247V248H81ZM92 247V248H91ZM99 247V248H98ZM102 247V250L101 248ZM139 247V248H138ZM61 249L62 251L58 250ZM75 248V249H74ZM135 248V249H133ZM141 248V249H140ZM146 248V249H145ZM153 248V249H152ZM186 248V249H185ZM51 249V250H50ZM77 249V250H76ZM85 249V250H84ZM87 249V250H86ZM96 249V250H95ZM99 249V250H98ZM104 249V250H103ZM138 249V250H136ZM147 250L146 253H144ZM151 249V251H150ZM164 249V250H163ZM193 249V250H192ZM28 253H27V251ZM66 250V249H65ZM82 252H81V251ZM107 250V251H106ZM136 250V252H135ZM155 250H157L156 254H155ZM177 250V251H176ZM209 250V251H208ZM11 253H10V252ZM85 251V252H84ZM93 251V252H92ZM95 251V252H94ZM103 254H102V252ZM134 251V252H133ZM138 251V252H137ZM190 251V252H189ZM60 252H62L60 254ZM99 254H98V253ZM123 252V253H122ZM165 252L167 254H165ZM197 254H196V253ZM53 253V254H52ZM59 253V254H58ZM88 253V254H87ZM92 253V254H91ZM95 253V254H94ZM105 253V254H104ZM128 255H126V254ZM139 253V254H137ZM150 253V255H149ZM173 253V254H172ZM47 254V255H46ZM55 254V255H54ZM86 254V256H85ZM98 254V255H97ZM119 254V255H118ZM134 254V255H133ZM137 258L135 257L136 255ZM169 254V255H168ZM178 254V255H177ZM11 255V256H10ZM33 256V260H32V256ZM60 255V256H59ZM92 255V256H91ZM101 255V256H100ZM124 255V257H123ZM142 255V256H141ZM159 255V256H158ZM252 255V254H251ZM127 256V257H126ZM157 256V257H156ZM168 256V257H167ZM170 256V257H169ZM29 257V258H28ZM58 257V258H57ZM96 257V258H95ZM144 257V258H143ZM155 257V258H154ZM88 258V259H87ZM92 258V259H91ZM136 258V259H135ZM158 258V260H157ZM169 258V259H168ZM1 259V258H0ZM38 259V260H37ZM41 259V260H40ZM48 259V260H49ZM91 259V260H89ZM216 259V260H215ZM3 260V259H2ZM0 264H4V261ZM93 260V261H92ZM213 260V261H212ZM36 261V262H35ZM95 261V263H94ZM97 261V262H96ZM109 261V262H108ZM141 261V262H140ZM145 261V262H144ZM150 263H149V262ZM99 262V263H98ZM7 264V263H6Z\"/></svg>","mask_w":264,"mask_h":264}]
</instances>
